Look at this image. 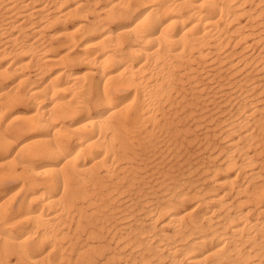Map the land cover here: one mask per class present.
<instances>
[{
  "label": "bare ground",
  "instance_id": "bare-ground-1",
  "mask_svg": "<svg viewBox=\"0 0 264 264\" xmlns=\"http://www.w3.org/2000/svg\"><path fill=\"white\" fill-rule=\"evenodd\" d=\"M203 75L240 91L223 160L144 186ZM259 89L264 0H0V264H264Z\"/></svg>",
  "mask_w": 264,
  "mask_h": 264
},
{
  "label": "rangeland",
  "instance_id": "rangeland-1",
  "mask_svg": "<svg viewBox=\"0 0 264 264\" xmlns=\"http://www.w3.org/2000/svg\"><path fill=\"white\" fill-rule=\"evenodd\" d=\"M248 4V2L246 3ZM224 72V71H223ZM222 72V73H223ZM256 74V77L254 76ZM253 76H250L251 78H249V80L246 82V84L252 82V79L253 81H260L261 80V76H257L259 75V72L258 71H254L253 72ZM200 78V81H203L201 84L203 85V89L202 91L199 90L197 95L200 94V96L198 95L197 97H194L192 98V96L188 95L189 97V103L190 104H187L185 107H180L178 110H177V115L176 114H173V116L175 117V123H174V126L177 127V133L174 132H170V133H165L163 132L157 139L153 138V141H152V144H145L142 145V146H138L137 149H141V152L144 154L141 153V152H138L140 155L139 157L142 158V160L140 159V162L141 163V166L139 168V172L140 174L142 173L141 176H143L141 182L138 181V183H141L143 184L144 186L146 187H150L152 185H156L157 182L161 181L162 179H166V181H169V178L170 177H179L181 178L183 175L185 176H189V177H184L185 179H192L194 180L195 182L197 183H200L202 184V182H206L204 183L203 182V185L207 184L210 180V171H211V167H213L216 163L219 164V162H221L223 160V157H224V151L226 149V145H227V141L229 138L228 136L224 135L223 131L222 130V127L226 124V121L225 119L228 117V115L230 114L231 111L235 110L236 106H237V103L239 101H236L238 100L239 98L237 97V93L240 92V91H237V89H235V85L233 83H231V80H233L234 77H230L228 75H224V78H223V75H216L214 78L213 76L209 75V76H199ZM218 77V78H217ZM230 77V78H229ZM204 78V79H203ZM212 79L210 81V79ZM209 79V80H208ZM216 79V80H215ZM222 79V80H221ZM228 79V80H227ZM230 79V80H229ZM255 79V80H254ZM218 80V81H217ZM229 81V82H228ZM257 81V82H258ZM217 82V84H216ZM229 83V84H228ZM205 85V86H204ZM214 85V87H213ZM226 85V86H225ZM229 85V86H227ZM211 86V88H210ZM222 86V87H221ZM205 87V88H204ZM208 87V88H207ZM216 89L215 91L212 89ZM229 88L233 91H230ZM209 89V90H207ZM218 90V91H217ZM226 90V92H225ZM205 91V92H204ZM209 91V92H208ZM220 91V92H219ZM188 92L190 93V91L188 90ZM212 92V93H211ZM223 92V93H222ZM259 92V93H258ZM209 93V94H208ZM218 93V94H217ZM218 96H217V95ZM220 94V95H219ZM228 94V95H227ZM262 94V95H261ZM207 95V96H206ZM236 95V96H234ZM216 96V97H215ZM256 96H260L259 98H261L263 101H264V90L260 91L257 90L256 92ZM262 96V97H261ZM203 97V98H202ZM206 97V99L204 98ZM195 98L196 101V104L194 105L195 103ZM218 98V99H217ZM224 98V99H223ZM203 101H202V100ZM222 99V100H221ZM231 99V100H230ZM215 100V101H213ZM234 100V101H233ZM213 101V102H212ZM218 103H217V102ZM225 101V102H224ZM193 102V103H191ZM205 102V104H204ZM216 102V103H215ZM262 102V101H261ZM210 103V104H209ZM215 103V104H213ZM222 103V104H221ZM203 104V105H202ZM209 104V105H208ZM227 104V105H226ZM229 104V105H228ZM233 104V106H232ZM200 107H199V106ZM207 105V106H206ZM218 106V108H217ZM230 106V107H229ZM189 107V108H188ZM191 107V108H190ZM199 107V108H198ZM207 107V108H206ZM211 107V108H210ZM220 107V108H219ZM223 107V108H222ZM182 108V109H181ZM202 108V109H201ZM217 108V109H216ZM230 108V109H229ZM186 109V110H185ZM207 109V110H206ZM216 109V110H214ZM228 109V111H227ZM201 110V111H200ZM218 110V111H217ZM225 110V111H224ZM230 110V111H229ZM182 111V112H181ZM189 111V112H187ZM194 111V112H192ZM203 111V112H202ZM210 111L213 113H210ZM220 112V113H219ZM225 112V113H224ZM181 113V114H180ZM184 115H183V114ZM188 113V114H187ZM192 113H194L192 115ZM197 113V114H196ZM219 113V114H217ZM222 113V114H221ZM191 114V115H190ZM187 115V116H186ZM218 115H221V116H218ZM223 115V116H222ZM186 116V117H185ZM204 116H207L206 118ZM215 118H214V117ZM193 117V118H192ZM200 117V118H199ZM202 117V118H201ZM220 117V118H219ZM178 120H177V119ZM180 118V119H179ZM189 118V119H188ZM192 118V119H191ZM196 118V119H195ZM204 119V120H202ZM210 119V120H209ZM206 120V121H205ZM180 121V123H179ZM208 121V123H207ZM210 121V123H209ZM188 123V124H187ZM194 123V124H193ZM201 123V124H200ZM182 124V125H181ZM186 124V125H184ZM204 124V125H203ZM207 124V125H205ZM151 124H149L150 126ZM198 127H197V126ZM201 125V126H200ZM203 125V126H202ZM205 126V127H204ZM214 128H213V127ZM197 128V129H196ZM206 128V129H205ZM217 128V129H216ZM183 129V130H182ZM185 129V130H184ZM189 129V130H188ZM191 129V131H190ZM193 129V130H192ZM205 129V130H204ZM209 129V130H208ZM214 129V130H213ZM220 129V131H219ZM182 130V131H181ZM190 133H188V132ZM197 133V134H196ZM222 133V134H220ZM186 136H184V135ZM195 134V136H194ZM183 135V136H182ZM200 137H199V136ZM220 135V136H218ZM175 136V137H173ZM180 136V137H179ZM182 136V138H181ZM205 136V138H204ZM161 137V138H160ZM163 137V138H162ZM167 137V138H166ZM173 137V138H172ZM198 137V138H197ZM179 138V139H178ZM192 138V139H191ZM165 139V140H164ZM213 139V140H211ZM219 139V140H218ZM159 140V141H158ZM194 140V141H193ZM180 141V142H179ZM189 141V143H187ZM202 141V142H200ZM166 142V143H164ZM185 142V143H184ZM193 142V143H192ZM164 145H163V144ZM221 143V144H219ZM197 144L199 147H197ZM225 144V145H224ZM203 145V146H202ZM210 145V146H208ZM160 146V147H159ZM174 146V147H173ZM179 146V147H178ZM182 146V147H181ZM196 146V147H194ZM208 146V147H207ZM141 147V148H140ZM155 147H158L155 149ZM187 147V149H186ZM192 147V148H190ZM210 147V148H209ZM146 150H145V149ZM149 148V149H147ZM160 148V149H159ZM166 148V149H165ZM180 148V150H179ZM189 148L191 150H189ZM195 148V149H193ZM144 149V151H142ZM153 149V150H152ZM155 149V150H154ZM162 149V150H161ZM167 149L170 151H167ZM172 151H171V150ZM150 150V151H149ZM159 150V152H158ZM161 150V152H160ZM182 150V151H181ZM203 150V151H202ZM205 150V151H204ZM140 151V150H139ZM148 151V152H147ZM155 151V152H154ZM198 151V153H197ZM221 153H219V152ZM152 152V153H151ZM157 152V153H156ZM185 152V154H184ZM190 152V153H189ZM195 152V153H194ZM200 152V153H199ZM205 152V153H204ZM263 153H261V158L264 157V151H262ZM157 155H155V154ZM159 153V154H158ZM169 153V154H168ZM194 153V154H193ZM212 153V154H211ZM148 154H150L148 156ZM153 154V155H152ZM191 154V156L188 158V156ZM223 154V156H222ZM147 155V156H146ZM161 155V156H160ZM167 157H166V156ZM178 155V156H177ZM206 155V156H205ZM146 156V157H145ZM173 156V157H172ZM175 156V157H174ZM202 156V157H201ZM205 156V157H204ZM220 156V157H218ZM158 157V158H157ZM179 157V158H178ZM195 157V158H194ZM216 157V159H215ZM144 158V159H143ZM150 158V160H149ZM157 158V159H156ZM161 158V160H160ZM166 158V159H163ZM171 158V159H170ZM187 158V160H186ZM202 158V159H201ZM204 158V159H203ZM206 158V159H205ZM214 158V160H213ZM148 159V161H147ZM179 159V160H178ZM198 159V160H197ZM208 159V160H207ZM157 160V161H156ZM159 160V161H158ZM166 160V161H165ZM170 160V162H169ZM193 160V161H192ZM153 161V162H151ZM164 161V162H163ZM186 161V163L184 162ZM196 161V162H195ZM217 161V162H216ZM219 161V162H218ZM263 162V165H264V158L263 160H261ZM150 165H149V163ZM179 162V163H178ZM209 162V163H207ZM182 163V164H181ZM193 163V164H191ZM196 163V164H195ZM212 163V164H211ZM145 164V165H144ZM156 164V165H155ZM185 164V165H183ZM207 166H206V165ZM216 164V165H217ZM147 165H149L147 167ZM159 165V166H158ZM180 165V166H179ZM199 165H201L199 167ZM204 165V166H202ZM211 165V166H210ZM145 166V167H144ZM170 166V168H169ZM178 166V167H177ZM192 166V167H191ZM206 166V167H205ZM158 167V168H157ZM163 167V168H162ZM165 167V169H164ZM168 167V168H167ZM177 167V168H176ZM196 167V168H195ZM145 168V169H144ZM167 168V169H166ZM184 168V169H183ZM148 171H147V170ZM162 169V170H161ZM200 169V170H199ZM144 170V171H143ZM151 170H154V171H151ZM159 170V171H158ZM180 170V171H179ZM199 170V171H198ZM173 171V172H172ZM183 171V172H182ZM193 171V172H192ZM203 171V172H202ZM209 171V172H208ZM237 170L234 169L232 171V175L234 176V174H236ZM163 172V173H162ZM177 174H176V173ZM195 172V173H194ZM197 172V173H196ZM148 173V174H147ZM208 173V174H207ZM145 176H144V175ZM163 174L161 177L160 175ZM166 174V175H165ZM175 174V175H174ZM190 174V175H189ZM193 174V175H192ZM195 174V175H194ZM199 174V175H198ZM204 174V175H203ZM207 174V175H206ZM154 175H157L154 177ZM168 175V176H167ZM170 175V176H169ZM182 175V176H180ZM209 175V176H208ZM147 176V177H146ZM149 176V177H148ZM152 176V177H151ZM164 176V178H163ZM199 176V177H198ZM201 176V177H200ZM182 177V178H183ZM208 177V178H207ZM151 180H150V179ZM162 178V179H161ZM208 180H207V179ZM241 178H242V181H245L243 180L244 178L243 177H240L239 180L241 181ZM17 179V180H16ZM19 178H14L15 182H11L10 180H8V184L6 182L7 187H12V186H17L19 187L20 186V182H21V179ZM205 179V180H204ZM149 180V181H148ZM207 180V181H206ZM18 181V182H17ZM152 181V182H151ZM156 181V183H155ZM241 181V182H242ZM150 182V183H149ZM154 182V183H153ZM11 183V184H10ZM153 183V184H152ZM17 184V185H16ZM151 184V185H150Z\"/></svg>",
  "mask_w": 264,
  "mask_h": 264
}]
</instances>
